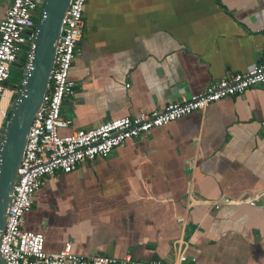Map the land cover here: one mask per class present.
<instances>
[{
  "label": "crops",
  "instance_id": "crops-1",
  "mask_svg": "<svg viewBox=\"0 0 264 264\" xmlns=\"http://www.w3.org/2000/svg\"><path fill=\"white\" fill-rule=\"evenodd\" d=\"M10 1L0 0V21ZM79 42L61 133L161 109L247 72L264 55V0H86ZM21 226L42 234L45 252L68 243L82 257L174 264L180 241L189 264H264V86L46 177Z\"/></svg>",
  "mask_w": 264,
  "mask_h": 264
},
{
  "label": "built area",
  "instance_id": "built-area-1",
  "mask_svg": "<svg viewBox=\"0 0 264 264\" xmlns=\"http://www.w3.org/2000/svg\"><path fill=\"white\" fill-rule=\"evenodd\" d=\"M40 1L11 0L0 21V130L15 93L14 89L6 87L11 64L17 61L21 47L29 41L25 33L30 32L29 37L33 35L34 12ZM85 3L86 0H69L61 20L49 82L27 133L0 235V260L3 264H141L128 255L119 259L107 256L82 257L74 254L68 243L59 251L45 252L42 234L24 230L21 226L22 217L30 210L32 197L41 182L55 172L70 173L84 161L104 158L126 141L182 116L203 111L222 98L264 86L263 55L247 72L212 81L202 92L187 100L167 103L161 109L140 110L135 115L106 121L91 129L61 133L70 124L69 120L61 118L60 106L63 98L70 95L74 88V83L68 80V73L76 44L83 32ZM30 49L31 44L25 54V61L30 58ZM192 201L189 195L187 205ZM177 244L174 264H189L187 246L180 241ZM147 264L160 263L154 260Z\"/></svg>",
  "mask_w": 264,
  "mask_h": 264
},
{
  "label": "water",
  "instance_id": "water-1",
  "mask_svg": "<svg viewBox=\"0 0 264 264\" xmlns=\"http://www.w3.org/2000/svg\"><path fill=\"white\" fill-rule=\"evenodd\" d=\"M68 3L69 0H41V16L34 24L33 35L29 37L30 32L25 33L31 44L30 58L24 64L17 61L11 64L12 68L21 70V77L16 85L11 86L15 93L0 130V235L27 133L49 82L60 24ZM80 45L78 42L76 47ZM179 89L172 90L174 96L180 92ZM189 98L187 96L185 100ZM175 102L180 100L177 98ZM0 264H3L1 260Z\"/></svg>",
  "mask_w": 264,
  "mask_h": 264
},
{
  "label": "rangeland",
  "instance_id": "rangeland-1",
  "mask_svg": "<svg viewBox=\"0 0 264 264\" xmlns=\"http://www.w3.org/2000/svg\"><path fill=\"white\" fill-rule=\"evenodd\" d=\"M17 75H18V70L17 69L11 70L8 80L11 81V82L16 81L17 80Z\"/></svg>",
  "mask_w": 264,
  "mask_h": 264
},
{
  "label": "flooded vegetation",
  "instance_id": "flooded-vegetation-1",
  "mask_svg": "<svg viewBox=\"0 0 264 264\" xmlns=\"http://www.w3.org/2000/svg\"><path fill=\"white\" fill-rule=\"evenodd\" d=\"M74 56H75V53H74ZM74 56H73V59H74ZM72 63H73V60H72ZM72 63H71V65H72ZM71 65H70V67H71Z\"/></svg>",
  "mask_w": 264,
  "mask_h": 264
},
{
  "label": "trees",
  "instance_id": "trees-1",
  "mask_svg": "<svg viewBox=\"0 0 264 264\" xmlns=\"http://www.w3.org/2000/svg\"><path fill=\"white\" fill-rule=\"evenodd\" d=\"M23 60H24V59H21L20 63H22V62H23Z\"/></svg>",
  "mask_w": 264,
  "mask_h": 264
}]
</instances>
